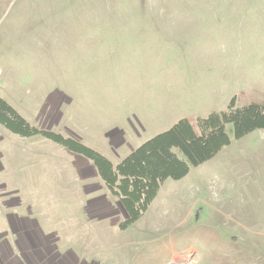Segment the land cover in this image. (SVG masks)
<instances>
[{"label": "rangeland", "instance_id": "1", "mask_svg": "<svg viewBox=\"0 0 264 264\" xmlns=\"http://www.w3.org/2000/svg\"><path fill=\"white\" fill-rule=\"evenodd\" d=\"M0 96L116 165L181 118L264 101V0H0ZM225 131L119 229L117 199L79 175L90 160L0 124V215L33 216L77 264H264V128Z\"/></svg>", "mask_w": 264, "mask_h": 264}, {"label": "trees", "instance_id": "2", "mask_svg": "<svg viewBox=\"0 0 264 264\" xmlns=\"http://www.w3.org/2000/svg\"><path fill=\"white\" fill-rule=\"evenodd\" d=\"M227 123L232 124L233 136L237 139L264 128V101L236 107L235 98H232L226 110H214L194 119L181 118L113 165L105 156L76 138L30 125L0 96V124L4 128L23 136L40 133L92 162L97 176L117 199L124 214V219L118 223L119 229L127 228L141 217L166 179L182 178L190 167L205 162L227 145ZM175 149L183 159L178 157Z\"/></svg>", "mask_w": 264, "mask_h": 264}, {"label": "crops", "instance_id": "3", "mask_svg": "<svg viewBox=\"0 0 264 264\" xmlns=\"http://www.w3.org/2000/svg\"><path fill=\"white\" fill-rule=\"evenodd\" d=\"M119 132H121L119 130ZM117 132V135L119 134ZM122 133V132H121ZM79 175L92 177L96 174L93 165L80 159ZM104 197V196H102ZM94 197L88 202V210L101 209L107 203L97 202ZM100 204H97V203ZM93 206H92V205ZM118 205V204H117ZM0 215V264H77L72 252L56 250L52 235L44 234L33 216L9 206ZM101 212V211H100ZM100 218H109L103 216ZM4 220V224H3Z\"/></svg>", "mask_w": 264, "mask_h": 264}]
</instances>
